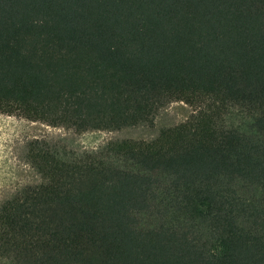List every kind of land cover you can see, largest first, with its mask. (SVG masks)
<instances>
[{"label":"trees","instance_id":"16d2710c","mask_svg":"<svg viewBox=\"0 0 264 264\" xmlns=\"http://www.w3.org/2000/svg\"><path fill=\"white\" fill-rule=\"evenodd\" d=\"M173 102L150 142H29L0 264H264V0H0V114L113 131Z\"/></svg>","mask_w":264,"mask_h":264},{"label":"rangeland","instance_id":"374dc122","mask_svg":"<svg viewBox=\"0 0 264 264\" xmlns=\"http://www.w3.org/2000/svg\"><path fill=\"white\" fill-rule=\"evenodd\" d=\"M194 113V108L184 102H173L162 108L151 122L122 130L83 133L0 114V204L27 186L43 183L42 177L26 160L27 145L32 140H45L76 153L126 140L150 142L158 138L163 130L185 123ZM142 221L145 226L152 223L146 217Z\"/></svg>","mask_w":264,"mask_h":264}]
</instances>
